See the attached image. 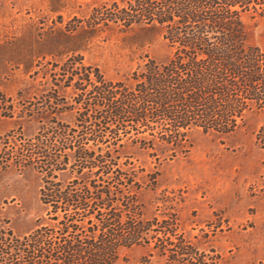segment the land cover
<instances>
[{"label":"rangeland","instance_id":"obj_1","mask_svg":"<svg viewBox=\"0 0 264 264\" xmlns=\"http://www.w3.org/2000/svg\"><path fill=\"white\" fill-rule=\"evenodd\" d=\"M112 1L0 0V264L19 261L16 238L43 221L51 227L40 188L43 177L49 185L59 180L69 150L53 148L65 142L107 154L112 170L91 179H122V190L135 194L145 241L120 248L113 264H264V99L247 105L233 131L191 126L175 143L161 138L179 124L169 119L96 120L103 107L95 106L94 86L130 84L147 56L165 63L174 54L165 40L171 24L111 23ZM213 1H238L233 9H243L248 43L264 52V0ZM103 3L109 10L92 15ZM113 127L131 132L114 135ZM41 148L53 152V165L48 157L43 169L40 158L27 167L6 160Z\"/></svg>","mask_w":264,"mask_h":264},{"label":"trees","instance_id":"obj_2","mask_svg":"<svg viewBox=\"0 0 264 264\" xmlns=\"http://www.w3.org/2000/svg\"><path fill=\"white\" fill-rule=\"evenodd\" d=\"M237 4L238 1L213 0H140L132 4L129 0H113L112 22L106 19L111 23L125 28L133 24L149 26L145 27L148 29L151 24H171L165 31V40L174 54L165 63L147 56L145 69L133 73L130 84L120 83L114 88L109 81L94 86L95 106L103 107L96 110L95 119H169L179 124L175 129L161 131V138L172 143L182 139L191 126L222 133L233 131L243 110H249L247 105L264 99L257 93L259 84L264 89V52L248 43L243 9H233ZM107 7L101 4L92 15L103 16ZM106 20L104 25L109 24ZM79 118L86 121V112L79 113ZM110 132L120 136L131 131L113 127ZM126 143L118 146L125 148ZM45 148L33 156L9 153L6 160L27 167L40 158L43 169L44 158L48 157L52 165L56 161L53 152ZM53 149L69 151L62 161L65 167H59V180L49 185L47 177H43L40 188L46 210L52 206L51 217L43 220L47 218L52 224L44 227L43 221L34 233L16 238L20 259L15 264H113L120 248L143 243L146 225L135 206V194L122 190L126 186L122 179H117L115 185L91 179L97 172L112 170L114 165L107 154H96L98 149L90 150L84 145L74 148L69 142ZM69 159L77 164L68 167Z\"/></svg>","mask_w":264,"mask_h":264}]
</instances>
